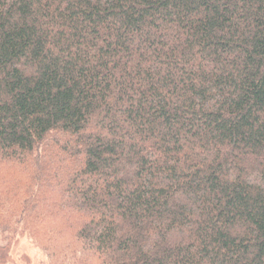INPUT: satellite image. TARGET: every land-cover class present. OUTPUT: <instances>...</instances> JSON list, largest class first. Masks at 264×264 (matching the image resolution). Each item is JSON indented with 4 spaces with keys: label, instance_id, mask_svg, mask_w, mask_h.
Returning a JSON list of instances; mask_svg holds the SVG:
<instances>
[{
    "label": "trees",
    "instance_id": "16d2710c",
    "mask_svg": "<svg viewBox=\"0 0 264 264\" xmlns=\"http://www.w3.org/2000/svg\"><path fill=\"white\" fill-rule=\"evenodd\" d=\"M0 237L264 264V0H0Z\"/></svg>",
    "mask_w": 264,
    "mask_h": 264
},
{
    "label": "rangeland",
    "instance_id": "374dc122",
    "mask_svg": "<svg viewBox=\"0 0 264 264\" xmlns=\"http://www.w3.org/2000/svg\"><path fill=\"white\" fill-rule=\"evenodd\" d=\"M5 244L6 241L0 237V246ZM11 254L15 262H7L4 264H49L42 251L27 237H20L13 242ZM23 256H26L27 259H24Z\"/></svg>",
    "mask_w": 264,
    "mask_h": 264
}]
</instances>
